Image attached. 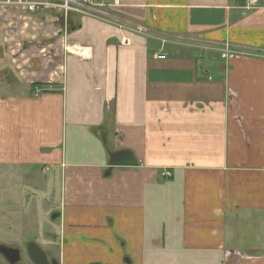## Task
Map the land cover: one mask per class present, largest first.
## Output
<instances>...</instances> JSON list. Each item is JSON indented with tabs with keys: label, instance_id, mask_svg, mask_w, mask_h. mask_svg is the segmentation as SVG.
<instances>
[{
	"label": "crops",
	"instance_id": "0c3cea01",
	"mask_svg": "<svg viewBox=\"0 0 264 264\" xmlns=\"http://www.w3.org/2000/svg\"><path fill=\"white\" fill-rule=\"evenodd\" d=\"M117 1L0 11V169H43L61 264H264V2Z\"/></svg>",
	"mask_w": 264,
	"mask_h": 264
},
{
	"label": "rangeland",
	"instance_id": "374dc122",
	"mask_svg": "<svg viewBox=\"0 0 264 264\" xmlns=\"http://www.w3.org/2000/svg\"><path fill=\"white\" fill-rule=\"evenodd\" d=\"M263 2L264 0H262L259 6L253 10L258 9L262 5ZM243 7L245 8V5ZM247 10L251 11L252 9H247ZM93 12H90L88 14L86 13V15H92ZM39 13H42V12H37V15H39ZM56 16L58 18L60 16V18L62 19L69 18L70 20V17L72 15H70L69 13V16L65 17L63 14L58 13L56 14ZM79 16H84V15H79ZM64 24L65 25L62 24V28H63V31L67 33L68 32V29H67L68 22ZM123 41L129 42V40L125 38L122 40V45H124ZM64 48H65V52L68 53L67 52L68 49L66 48V45ZM230 50H232L233 52H231ZM231 53L232 55H234L233 53H236L234 52L233 48L232 49L229 47L226 49L224 48L222 50V57L224 58L223 60L227 61V57ZM238 54H241V53L238 52ZM34 94L37 96V95H40L41 93L35 92ZM19 147L20 146L16 144L10 145L11 150L20 149ZM22 164L23 165L21 166H17V165L12 166L13 168L12 167L7 168L6 166H4L3 170L0 169V217L2 219V220L0 219L1 220L0 240L2 238L6 239L7 237H10L11 235L15 233V231H17L20 233V236L22 235L21 238L19 236V238L17 239L18 241L17 244L20 245L21 247L24 246V243L28 239V235L25 236V232L30 226L35 228L37 225H40L39 223L45 222L46 223L45 225H47V230L51 232L53 230L52 226L54 223L52 219H49L50 213L53 210L49 206V203L46 201L47 198H45V194L48 192V189L43 186V181H42L43 178H45L44 180L46 181V178L48 177L45 175L43 169L35 168V167H32L31 172L33 173L30 175V173H28V170L31 169V167H28V165H26V163L24 162ZM25 171L29 175L26 174ZM165 171L166 170L162 171L160 174L164 173ZM51 202H54V201L51 200ZM4 205L9 206L8 211H4L5 209L3 208ZM54 211H57V210H54ZM10 216L12 217L10 218ZM9 218L12 219L11 222H9L10 221ZM11 226H13L15 230L12 228L11 230H7ZM243 234L244 235H242L241 241L246 242L247 234L245 231L243 232ZM9 239L15 240L13 238H9ZM63 246L64 244L62 245V248H61V254L63 252ZM0 264H5V263L0 259ZM19 264H33V262L29 259V257L24 256ZM88 264H98V263L97 261H92Z\"/></svg>",
	"mask_w": 264,
	"mask_h": 264
},
{
	"label": "flooded vegetation",
	"instance_id": "af4514ba",
	"mask_svg": "<svg viewBox=\"0 0 264 264\" xmlns=\"http://www.w3.org/2000/svg\"><path fill=\"white\" fill-rule=\"evenodd\" d=\"M6 205L3 206V208H5L4 211H8V209H9V206H6ZM11 217L12 216H10V218ZM0 219H1V217H0ZM49 219H52L53 222L57 221L59 219V212L58 211H52L50 213ZM1 220H0V223H1ZM11 221H12V219H10L9 222H11ZM39 224L40 225H37L35 228L30 226L26 230L25 236L28 235V239L24 243L23 247H21L20 245L17 244V242H18L17 239L20 236V233L17 231H15V233L13 235H11L10 237H7L6 239L2 238L0 240V259L5 264H11V262L7 259V257H5L3 255V251L5 250V248L8 249V250H6V252H10V254H9L10 258H12V253H13V252H11L12 249L19 251L20 261L15 262L13 264H19L24 256L29 257V259L33 262V264H36L31 259L30 255H29V247L31 245H35L37 248L41 249L45 253L48 264H61V262H60L61 255L60 254H61V248L63 245V241L60 240V236H57L56 232H52V231L50 232L49 230H47V225H45L46 224L45 222H42ZM50 226H52V225H50ZM11 228L14 229V227L11 226L7 230H11ZM47 235L48 236L52 235L51 240L47 241L48 243L45 242V238H48ZM7 236H9V235H7ZM21 237H22V235L20 236V238ZM9 238H13L15 240H10Z\"/></svg>",
	"mask_w": 264,
	"mask_h": 264
},
{
	"label": "built area",
	"instance_id": "2783aa9c",
	"mask_svg": "<svg viewBox=\"0 0 264 264\" xmlns=\"http://www.w3.org/2000/svg\"><path fill=\"white\" fill-rule=\"evenodd\" d=\"M261 2L262 0H245V8L255 9ZM100 3L103 4V0H0V11L6 7L18 6L33 14L37 12H55L56 14L61 13L65 17H68L69 13L70 15H86V13L93 12L95 8L99 7ZM114 3L117 4L118 1L114 0ZM138 30H143V28H138ZM123 44L127 46L130 45V42L123 41ZM79 56L81 58L89 57L88 50L86 48L81 49ZM159 58L165 59L166 56L162 55ZM35 92L39 93L42 90L37 88ZM161 176L169 178L171 173L165 171Z\"/></svg>",
	"mask_w": 264,
	"mask_h": 264
},
{
	"label": "water",
	"instance_id": "95a60500",
	"mask_svg": "<svg viewBox=\"0 0 264 264\" xmlns=\"http://www.w3.org/2000/svg\"><path fill=\"white\" fill-rule=\"evenodd\" d=\"M136 164V160L134 159L132 153L129 151H116L111 153L110 155V165L113 167H132L136 166ZM6 250L8 249L5 248V250L3 251V255L7 257L11 264L20 261V253L18 250H11V252H13L12 258L9 257L10 252H6ZM29 255L36 264H48L45 253L35 245H31L29 247Z\"/></svg>",
	"mask_w": 264,
	"mask_h": 264
}]
</instances>
